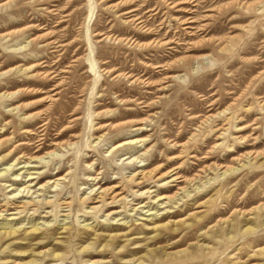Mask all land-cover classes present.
Returning a JSON list of instances; mask_svg holds the SVG:
<instances>
[{"label":"rangeland","instance_id":"obj_1","mask_svg":"<svg viewBox=\"0 0 264 264\" xmlns=\"http://www.w3.org/2000/svg\"><path fill=\"white\" fill-rule=\"evenodd\" d=\"M2 172L0 264H264V0H0Z\"/></svg>","mask_w":264,"mask_h":264},{"label":"bare ground","instance_id":"obj_2","mask_svg":"<svg viewBox=\"0 0 264 264\" xmlns=\"http://www.w3.org/2000/svg\"><path fill=\"white\" fill-rule=\"evenodd\" d=\"M173 49V48H172ZM90 67H91V70L92 71H94V63H91L90 64ZM163 68V67H162ZM3 73V72H2ZM43 75V74H42ZM137 81V80H136ZM5 94V93H4ZM10 95H13V93H10ZM57 97V96H56ZM220 131V130H219ZM257 155H259V153H257ZM241 166H243V164L241 165ZM9 167V166H8ZM5 168L4 170H3V172L4 171H8L9 170V168ZM164 167H166V164H159L158 166H156L154 169H156V170H161L162 168H164ZM179 167V166H178ZM174 169L175 168H173V169H171V170H167V171H165V172H163V173H161L158 177L159 178H161V177H164V176H168L170 173H172L173 171H174ZM235 170H237V168L236 167H231V166H229V167H226V169L222 172V174L223 175H225V174H227V173H233ZM3 172L2 173H0L1 175L3 174ZM141 173H143V172H141ZM175 173V172H174ZM144 175H145V173H143ZM176 174V173H175ZM143 175V176H144ZM140 177V176H139ZM179 176H177V177H175V178H178ZM161 181V180H160ZM172 181H174V178L172 179ZM114 187H116V186H114ZM101 196V195H100ZM119 196V195H118ZM110 197V196H109ZM158 199L160 200V199H164V197H158ZM13 203V202H12ZM11 204V203H10ZM139 206H143V204H139ZM3 211V210H2ZM11 214V213H10ZM12 219H14V218H7L6 220H12ZM4 224V223H3ZM6 225H8V224H5V226ZM4 228V227H3ZM9 231H14V229L12 228V227H9Z\"/></svg>","mask_w":264,"mask_h":264}]
</instances>
